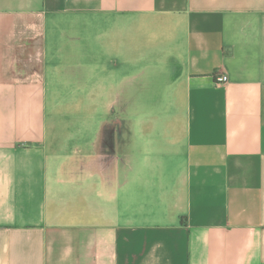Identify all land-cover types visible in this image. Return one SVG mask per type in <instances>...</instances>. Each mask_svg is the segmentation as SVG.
Instances as JSON below:
<instances>
[{
  "label": "crops",
  "instance_id": "obj_1",
  "mask_svg": "<svg viewBox=\"0 0 264 264\" xmlns=\"http://www.w3.org/2000/svg\"><path fill=\"white\" fill-rule=\"evenodd\" d=\"M0 264H264V0H0Z\"/></svg>",
  "mask_w": 264,
  "mask_h": 264
},
{
  "label": "rangeland",
  "instance_id": "obj_2",
  "mask_svg": "<svg viewBox=\"0 0 264 264\" xmlns=\"http://www.w3.org/2000/svg\"><path fill=\"white\" fill-rule=\"evenodd\" d=\"M108 75L104 74L102 75V78H106ZM104 85L102 89V98L97 106L96 111H93V108L89 106L88 100L85 101L84 104L80 105L79 115L80 118L75 120L74 119V112L71 109L70 111H64L67 114L68 118H71V120L66 119L63 132L67 131H73V130H85L87 132L91 131L92 133H96L98 131H102V142L103 145H115V139H113V136L111 133L113 132V117L114 115L121 113V106L124 101V97L122 95V92L119 94V102L120 104H117L113 108V104H110V102H113V82H103ZM74 115V116H72ZM77 115V114H76ZM67 136L64 135V139H66ZM91 139L92 135L87 134L86 140L88 141L89 138ZM82 141L81 143H85L86 141L84 139H79Z\"/></svg>",
  "mask_w": 264,
  "mask_h": 264
},
{
  "label": "built area",
  "instance_id": "obj_3",
  "mask_svg": "<svg viewBox=\"0 0 264 264\" xmlns=\"http://www.w3.org/2000/svg\"><path fill=\"white\" fill-rule=\"evenodd\" d=\"M228 77L226 75H218L215 78L216 83L224 84L228 82Z\"/></svg>",
  "mask_w": 264,
  "mask_h": 264
}]
</instances>
